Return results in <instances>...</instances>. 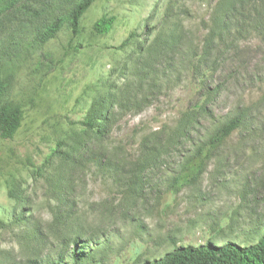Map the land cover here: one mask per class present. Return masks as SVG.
<instances>
[{
	"label": "rangeland",
	"instance_id": "rangeland-1",
	"mask_svg": "<svg viewBox=\"0 0 264 264\" xmlns=\"http://www.w3.org/2000/svg\"><path fill=\"white\" fill-rule=\"evenodd\" d=\"M79 1L24 0L0 17V108L24 112L15 135L0 137V264H144L179 246L256 244L260 10L236 28L228 17L233 5L246 12L241 0H95L73 35L67 19ZM105 16L114 23L98 34ZM96 103L104 138L82 125ZM240 113L200 174L177 183Z\"/></svg>",
	"mask_w": 264,
	"mask_h": 264
},
{
	"label": "trees",
	"instance_id": "trees-1",
	"mask_svg": "<svg viewBox=\"0 0 264 264\" xmlns=\"http://www.w3.org/2000/svg\"><path fill=\"white\" fill-rule=\"evenodd\" d=\"M22 1L24 0H0V17L5 10L18 6ZM94 1L95 0H80L79 3L74 5L70 10L67 22L73 35L79 34L80 19ZM241 1L243 7L247 5L246 12H243V9L238 10V8H236L237 6L233 5L230 13L231 15L228 17L233 21L234 27H240L237 26L239 23H235L236 20L248 21V18L252 20V10L259 9L260 12L256 13L257 19L255 23L258 24L259 27L262 26V28H264V0ZM240 3H238V5ZM114 20V17L106 18L105 16L95 23L94 30L98 34H107L110 32ZM62 25L63 21L58 19L47 33L41 35V40L47 41L53 38ZM230 25L233 28L231 23ZM104 107V105L100 106L97 103L94 104L88 119L82 122L84 128L100 138L105 137L107 119L103 112L101 115H98L97 110H104ZM199 108L202 110L201 106H199ZM23 115L24 112L20 107L12 109L5 106L1 107L0 137L3 139H11L21 126ZM241 122L242 114L240 113L215 132L203 146L199 147L196 155L186 163L184 167L185 174L178 179L177 183L180 182L183 184L200 174L211 152L219 147L227 137L231 136V134L239 128ZM73 264H83L82 259L75 256ZM144 264H264V235L256 244L249 246H241L235 242H228L218 246L212 242L199 246H179V248H175L174 251L169 252L160 260L146 261Z\"/></svg>",
	"mask_w": 264,
	"mask_h": 264
}]
</instances>
